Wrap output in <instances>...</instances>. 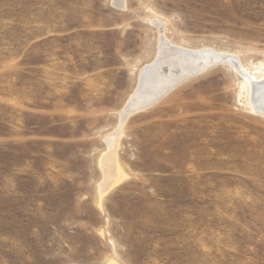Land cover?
<instances>
[{
  "label": "rangeland",
  "instance_id": "374dc122",
  "mask_svg": "<svg viewBox=\"0 0 264 264\" xmlns=\"http://www.w3.org/2000/svg\"><path fill=\"white\" fill-rule=\"evenodd\" d=\"M119 1L0 0V264H264L243 75L131 104L162 37L264 78V0Z\"/></svg>",
  "mask_w": 264,
  "mask_h": 264
},
{
  "label": "bare ground",
  "instance_id": "6f19581e",
  "mask_svg": "<svg viewBox=\"0 0 264 264\" xmlns=\"http://www.w3.org/2000/svg\"><path fill=\"white\" fill-rule=\"evenodd\" d=\"M119 2L120 1L118 0V3L117 2H115V3L119 4ZM117 4H116V6H117ZM122 5H120V6H122ZM161 25L158 24V26H160V27H161ZM161 41H163V42L160 44L159 54H158L157 59L155 60V63H154L155 65L153 66L155 68V66H157V64H159L158 68H157V73H158L157 77L155 76V72H153L154 74L152 73L153 75L151 73H149V72H152V70H150V71L148 70L149 72L146 70L150 67L148 65L144 69L145 72L142 71L143 73H141L142 74L141 77L144 76V79L143 78L141 79L140 84H142V83L143 84L141 86H138L139 88H136L137 90H136L135 94H133L134 96L132 98L131 104H133L134 102H141V104L144 106H147V105L150 106V104H152L158 98H162L165 95H167L166 93H168L171 89L176 87L179 83H181V81L188 78V76L190 74L194 75V73H198V71H201L203 68L206 69V67L209 66L210 64H212L214 62H220V63H226L228 65H231L234 69L238 70L239 73H241V75H243L245 82L248 83L250 86V87H248V93H249V102H250L251 110L256 112V113H259L261 115H264V78L257 80L256 77L249 74L246 70L242 71L240 69V64L238 65V62L234 58H232V57L224 58V57H222L223 56L222 54H220V53L218 54V52H216V51H214V52H216V53H214V52H210V50L209 51L188 50L186 48L179 47L176 45H171V44L167 43L163 39V37L161 38ZM153 67L150 69H153ZM149 74H151V75H149ZM143 86H144V89L142 88ZM158 101H159V99H158ZM125 113H126V111H125ZM116 147H114V148H116ZM109 151H110V149H109ZM113 151L115 152L116 149L115 150L113 149ZM113 155H114V153H113ZM115 155H116V153H115ZM103 157H105V156H103ZM113 158H115V157H113ZM106 160H108V159H106ZM110 160H112V159H110ZM115 162H117V161H115ZM104 163H103V165H104ZM117 164H118V162H117ZM117 164H116V167H117ZM110 165H112V163ZM106 168H108V167H106ZM103 169H105V168H103ZM110 171L113 173V170H110ZM105 172H106V170H105ZM116 172H118V171H116ZM118 173H120V172H118ZM108 174H109V172H107V175L106 174L105 175L108 176ZM105 178H107V177H105ZM109 179L111 180V178H109ZM108 186L110 187V185H108ZM109 264H115V263L111 262Z\"/></svg>",
  "mask_w": 264,
  "mask_h": 264
}]
</instances>
